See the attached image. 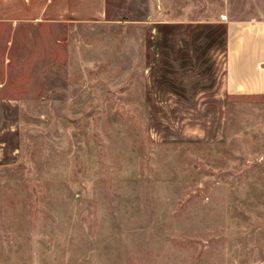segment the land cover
<instances>
[{"label":"rangeland","instance_id":"rangeland-1","mask_svg":"<svg viewBox=\"0 0 264 264\" xmlns=\"http://www.w3.org/2000/svg\"><path fill=\"white\" fill-rule=\"evenodd\" d=\"M28 15L0 0V264H264V94L225 91L226 40L155 41L264 0Z\"/></svg>","mask_w":264,"mask_h":264},{"label":"crops","instance_id":"crops-1","mask_svg":"<svg viewBox=\"0 0 264 264\" xmlns=\"http://www.w3.org/2000/svg\"><path fill=\"white\" fill-rule=\"evenodd\" d=\"M13 9H34V19L89 21L103 14L106 0H4ZM18 21L22 19L17 17ZM224 89L230 94H264V18L225 20Z\"/></svg>","mask_w":264,"mask_h":264},{"label":"trees","instance_id":"trees-1","mask_svg":"<svg viewBox=\"0 0 264 264\" xmlns=\"http://www.w3.org/2000/svg\"><path fill=\"white\" fill-rule=\"evenodd\" d=\"M179 28L188 29L190 32H195L196 37L194 42H197L201 36L203 35L205 38H208V42L205 44L207 47H212L213 45L220 44L222 45L223 41L226 40V25L224 23L220 24H212V23H188V24H173V23H162L157 25L156 27V39L155 41H159L166 39V33H164L163 29H177ZM208 31V32H207ZM204 33V34H203ZM207 35V36H206ZM199 43H197V46ZM182 50L184 49V45H182ZM157 68V67H156ZM154 74L157 76V69L153 68ZM166 78L165 71L160 70V79L164 82ZM165 83V82H164Z\"/></svg>","mask_w":264,"mask_h":264}]
</instances>
